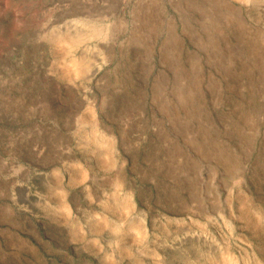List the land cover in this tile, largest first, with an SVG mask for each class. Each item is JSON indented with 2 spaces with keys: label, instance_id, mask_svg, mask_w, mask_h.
Returning a JSON list of instances; mask_svg holds the SVG:
<instances>
[{
  "label": "rangeland",
  "instance_id": "rangeland-1",
  "mask_svg": "<svg viewBox=\"0 0 264 264\" xmlns=\"http://www.w3.org/2000/svg\"><path fill=\"white\" fill-rule=\"evenodd\" d=\"M0 0V264H264V0Z\"/></svg>",
  "mask_w": 264,
  "mask_h": 264
},
{
  "label": "bare ground",
  "instance_id": "bare-ground-1",
  "mask_svg": "<svg viewBox=\"0 0 264 264\" xmlns=\"http://www.w3.org/2000/svg\"><path fill=\"white\" fill-rule=\"evenodd\" d=\"M222 1H224L225 3H228V1H227V0H222Z\"/></svg>",
  "mask_w": 264,
  "mask_h": 264
}]
</instances>
